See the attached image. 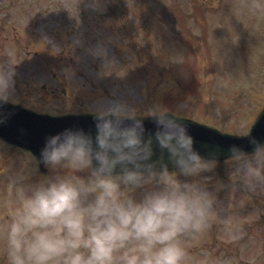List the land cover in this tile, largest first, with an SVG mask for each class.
<instances>
[{
  "label": "rangeland",
  "instance_id": "1",
  "mask_svg": "<svg viewBox=\"0 0 264 264\" xmlns=\"http://www.w3.org/2000/svg\"><path fill=\"white\" fill-rule=\"evenodd\" d=\"M251 3L0 0V64L18 69L10 99L51 113L126 99L144 115L159 102L245 133L264 103V12ZM18 150L0 140V264L16 186L45 175ZM238 175L227 158L196 178L219 207L210 228L184 238L187 264H264V187H243Z\"/></svg>",
  "mask_w": 264,
  "mask_h": 264
},
{
  "label": "clouds",
  "instance_id": "2",
  "mask_svg": "<svg viewBox=\"0 0 264 264\" xmlns=\"http://www.w3.org/2000/svg\"><path fill=\"white\" fill-rule=\"evenodd\" d=\"M249 7L264 12V0ZM17 71L11 61L0 64V124ZM148 111L166 160L153 159L144 115L126 99L93 113L94 134L68 126L46 138L38 159L51 174L18 184L5 209L6 264H187L184 238L217 215L215 191L196 178L213 170L219 153L196 148L166 104ZM248 142L250 153L236 143L229 151L240 184L255 190L264 187V141Z\"/></svg>",
  "mask_w": 264,
  "mask_h": 264
},
{
  "label": "water",
  "instance_id": "3",
  "mask_svg": "<svg viewBox=\"0 0 264 264\" xmlns=\"http://www.w3.org/2000/svg\"><path fill=\"white\" fill-rule=\"evenodd\" d=\"M6 120L0 124V137L8 142L17 144L22 148L32 150L36 158L39 157L40 149L46 138L56 132L62 131L68 126H79L95 133V122L92 119L93 113L49 115L33 111L21 104L8 102L4 106ZM187 125L189 133L194 137L195 146L203 154L207 155L211 150L219 153L220 159L231 155L230 145L241 144L247 151L252 150L249 144V136H255L264 141V110L253 124L252 130L245 136L223 133L219 129L210 128L193 119L186 117L180 118ZM145 137L153 139L155 154L153 159H164L168 157L166 149H162L155 141L156 125L150 117H144ZM41 165H43L41 163Z\"/></svg>",
  "mask_w": 264,
  "mask_h": 264
}]
</instances>
